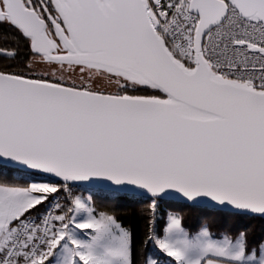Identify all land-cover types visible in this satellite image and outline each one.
Here are the masks:
<instances>
[{
	"label": "snow or ice",
	"instance_id": "1",
	"mask_svg": "<svg viewBox=\"0 0 264 264\" xmlns=\"http://www.w3.org/2000/svg\"><path fill=\"white\" fill-rule=\"evenodd\" d=\"M5 27L0 56L27 55L0 67V168L47 179L0 183V264H132L129 230L59 202L78 182L264 217V0H0ZM148 239L176 264L255 259L176 215Z\"/></svg>",
	"mask_w": 264,
	"mask_h": 264
},
{
	"label": "trees",
	"instance_id": "2",
	"mask_svg": "<svg viewBox=\"0 0 264 264\" xmlns=\"http://www.w3.org/2000/svg\"><path fill=\"white\" fill-rule=\"evenodd\" d=\"M0 36L1 50L15 49L17 42L15 33L11 29H3ZM18 51L19 59H23L27 55V49L23 43H19ZM19 59L14 61L10 57L0 56V67L17 64ZM0 183L24 186L27 184V179L15 171L0 168ZM89 191L94 212L103 211L110 214L126 230L130 231L132 264H145L148 256L157 259L167 258L164 253L158 252L153 241L148 239L162 222L167 209L159 203L154 211H150L151 201L144 196H117L110 191L96 188H89ZM66 197L71 198V193ZM101 199L108 202H101ZM165 202L174 203L182 227L190 232L197 231L202 226L206 227L210 235L216 238L225 235L235 238L238 233L244 232L247 236L249 250H252L253 246L264 237V218L201 208L195 205L189 206L185 203ZM61 204L67 206L65 197ZM40 209L41 207H38L33 214H36Z\"/></svg>",
	"mask_w": 264,
	"mask_h": 264
},
{
	"label": "rangeland",
	"instance_id": "3",
	"mask_svg": "<svg viewBox=\"0 0 264 264\" xmlns=\"http://www.w3.org/2000/svg\"><path fill=\"white\" fill-rule=\"evenodd\" d=\"M22 176L27 179V183H29L30 181H42V180L46 179L45 177H30V176H27V175H22ZM84 187L85 186H81V185H77V184L76 185H72L73 189L71 191V198L72 197H80L82 199V201L86 202V205L93 210V207L91 205L90 198H89V194H90L89 187H86V188H84ZM101 202H105L106 203L108 201L104 200V199H101ZM160 204H161L162 207L167 209L166 210V215L162 219V222L158 225V227H156L154 229V231L152 233V236H158L159 238L163 239L166 236V227H167V223H168L169 217L171 215H176V217L178 218V216H177V213H176V208H175L174 203H169V202H165L164 201V202H160ZM75 215H76V219H77L78 222H83L84 220H86L88 218V214L83 212L82 210L80 212H77ZM93 215H94L95 219H100L102 215H110V214H108L106 212H103V211H99V212H94L93 211ZM181 227H182V225H181ZM183 229L185 230L186 233H188L190 238L193 235L197 234L199 231L203 230V229L207 230V228L204 227V226L200 227L197 231H194V232H190V231L186 230L185 228H183ZM77 232H78V236H79V238L81 240H89L91 235L95 234L94 233V229L77 230ZM210 237H212V236L210 235ZM212 238L216 239V240H219V241H222L224 239V236L217 237V238L216 237H212ZM229 239H231L233 241V243H234L236 237L235 238H229ZM152 241L154 243V246L158 250V252H161L159 250V248L157 247L155 241L154 240H152ZM262 241H264V237H263V239L260 242H262ZM260 242L258 244H256L255 246H253V249L247 255L255 257L254 252L256 250H261L260 248L257 247V245H259ZM59 259H60V255H59V251H58L57 252V256L50 262V264H56V262ZM217 259H224V260H220V261H225V259H227V258H217ZM149 260H156V261H158V264H176L174 258H170V257L157 259V258H153L151 256H148L145 264H148Z\"/></svg>",
	"mask_w": 264,
	"mask_h": 264
},
{
	"label": "water",
	"instance_id": "4",
	"mask_svg": "<svg viewBox=\"0 0 264 264\" xmlns=\"http://www.w3.org/2000/svg\"><path fill=\"white\" fill-rule=\"evenodd\" d=\"M0 52H8V51H5V50H1L0 49ZM77 185H81V186H85V187H89V188H96V187H93L91 186L90 184L86 183V182H78ZM96 189H99V188H96ZM102 190V189H101ZM108 191V190H107ZM146 197V196H144ZM166 201H171V202H177V203H183L181 201H175V200H166ZM195 206H198V207H201V208H211V209H216V210H219V211H223V212H229V213H236L231 207H228V206H225V207H216V206H208L207 204H200V205H195ZM255 216H258V217H261V218H264L262 216H259V215H255Z\"/></svg>",
	"mask_w": 264,
	"mask_h": 264
},
{
	"label": "built area",
	"instance_id": "5",
	"mask_svg": "<svg viewBox=\"0 0 264 264\" xmlns=\"http://www.w3.org/2000/svg\"><path fill=\"white\" fill-rule=\"evenodd\" d=\"M72 189H73L72 186H70L69 189H67L65 192L60 193L58 197L60 203L64 197H66L71 193ZM45 207H47V202L45 203L44 206L41 207V209L36 214H32V215L35 217L38 213H43Z\"/></svg>",
	"mask_w": 264,
	"mask_h": 264
},
{
	"label": "crops",
	"instance_id": "6",
	"mask_svg": "<svg viewBox=\"0 0 264 264\" xmlns=\"http://www.w3.org/2000/svg\"><path fill=\"white\" fill-rule=\"evenodd\" d=\"M250 252H251V250H249L248 253H250ZM254 254H255L256 258L252 261H248L247 264H257L258 260L260 259L261 255H262V252H261V250H256L254 252ZM218 260L220 261V260H224V259H218ZM225 261H226V259H225ZM225 261H220V264H225Z\"/></svg>",
	"mask_w": 264,
	"mask_h": 264
},
{
	"label": "flooded vegetation",
	"instance_id": "7",
	"mask_svg": "<svg viewBox=\"0 0 264 264\" xmlns=\"http://www.w3.org/2000/svg\"><path fill=\"white\" fill-rule=\"evenodd\" d=\"M3 29H9V28H7V27H5V28H3ZM3 29H0V33L2 32V30ZM1 37V36H0ZM2 47L0 46V49H1Z\"/></svg>",
	"mask_w": 264,
	"mask_h": 264
}]
</instances>
